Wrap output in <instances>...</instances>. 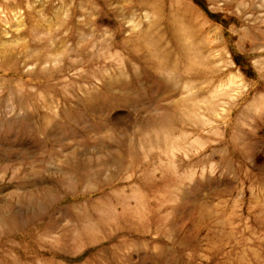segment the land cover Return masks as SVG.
Segmentation results:
<instances>
[{
    "label": "rangeland",
    "instance_id": "1",
    "mask_svg": "<svg viewBox=\"0 0 264 264\" xmlns=\"http://www.w3.org/2000/svg\"><path fill=\"white\" fill-rule=\"evenodd\" d=\"M0 264H264V0H0Z\"/></svg>",
    "mask_w": 264,
    "mask_h": 264
},
{
    "label": "bare ground",
    "instance_id": "2",
    "mask_svg": "<svg viewBox=\"0 0 264 264\" xmlns=\"http://www.w3.org/2000/svg\"><path fill=\"white\" fill-rule=\"evenodd\" d=\"M154 44V43H153ZM181 53H182V49H181ZM182 56H184L185 58H187V53L186 52H183L182 53ZM54 106V105H53ZM21 109V108H20ZM49 110V109H48ZM25 112V111H24ZM51 117H48L47 119H46V121H44L43 119H44V117H42V118H40L42 121V124H43V130L44 129H48V126H49V122H50V119ZM55 117H53V119H54ZM58 128V123H56L55 124V126H54V129L56 130Z\"/></svg>",
    "mask_w": 264,
    "mask_h": 264
}]
</instances>
